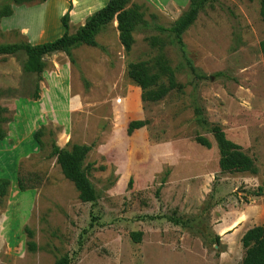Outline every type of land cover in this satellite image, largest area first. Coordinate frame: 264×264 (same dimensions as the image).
Returning a JSON list of instances; mask_svg holds the SVG:
<instances>
[{"label":"rangeland","instance_id":"rangeland-1","mask_svg":"<svg viewBox=\"0 0 264 264\" xmlns=\"http://www.w3.org/2000/svg\"><path fill=\"white\" fill-rule=\"evenodd\" d=\"M190 1L131 0L141 22L129 51L115 20L97 34L98 46L43 57V81L24 70V51L0 56V132L6 137L16 122L14 99L25 96L43 110L29 139L17 147L10 137L0 145V178L11 181L0 198V264H54L63 256L71 264L241 263L243 235L264 224V19L259 0H214L201 10L184 33L190 58L209 77L198 82L182 67L173 39L156 29L180 19ZM107 2L0 0L12 8L0 22V45L54 40L64 32L61 18L69 9L74 34ZM160 57L176 70L184 93L143 102L129 64L146 61L154 72ZM46 86L66 91L55 96ZM212 124L252 157L255 172H220ZM198 136L211 147L197 143ZM74 144L92 146L83 168L96 202L80 200L52 155L53 145ZM19 176L33 188L20 190ZM259 188L263 195L255 196ZM132 232H142L141 242Z\"/></svg>","mask_w":264,"mask_h":264},{"label":"trees","instance_id":"trees-1","mask_svg":"<svg viewBox=\"0 0 264 264\" xmlns=\"http://www.w3.org/2000/svg\"><path fill=\"white\" fill-rule=\"evenodd\" d=\"M29 0H14L15 3L21 4ZM45 1V0H41ZM260 1V13L264 19V0ZM214 0H191L188 10L184 15L170 26L158 25L157 31L167 37H171L175 46L182 57V67L189 71V73L199 82L209 77L201 72L195 66L193 60L190 58L187 50V45L184 42V33L186 30L197 20L201 10L206 6L212 5ZM70 10V9H69ZM69 10L62 16L61 24L63 26V34L52 40L39 44L22 43V44H5L0 45V56L15 55L20 51L26 54V61L24 63V70L27 72L37 73L38 80L41 81L40 76L46 68V62L43 57L54 52L70 53L74 47L82 44L96 47L98 42L96 39L100 30L113 21H117L119 38L122 45L129 51L134 43L133 31L141 22V12L139 6L131 4V0H108L99 10L90 15L84 25H82L74 34L69 33L70 29V16ZM12 14L10 5L3 3L0 4V22L3 18ZM157 38L152 39L153 45H160ZM264 52V42L261 44ZM73 62V60H72ZM155 68L157 71L152 72L151 67L146 61L137 63H130L128 67V76L141 88L143 102H159L163 100L170 92L176 91L184 93L185 85L177 80L176 70L172 68L166 59L160 57L155 60ZM218 75V74H217ZM165 79L163 81L162 79ZM40 86L39 82L35 87V98L39 99ZM196 113L200 123L207 125L208 121L204 116V110L201 107H196ZM145 126V123H140L138 129ZM211 132L216 140L219 150V168L221 173H234V172H255V162L248 154H246L242 147L228 139L223 129L217 125H211ZM42 130L35 134V139L41 145L40 136ZM5 137L4 132H0V139ZM197 143L207 148L211 147L210 141L203 137L196 138ZM92 146L74 144L70 149L61 148L53 145L52 155L56 156L57 163L60 165L64 176L74 183L79 198L84 203H93L97 201V193L83 168L84 161L87 154L90 152ZM25 178L18 177L17 184L20 190L25 191L33 188V186L25 185ZM165 181V178L163 179ZM133 180L129 182L131 186ZM11 181L7 178H0V198L7 195V189ZM255 196L263 195L262 188H259ZM28 237V248L30 251H35L37 246L32 241L33 232L26 229ZM131 237L134 242H141L142 232H132ZM242 244L245 249V255L240 264H264V224L257 225L245 232L242 237ZM54 264H71V259L68 256L60 257Z\"/></svg>","mask_w":264,"mask_h":264},{"label":"crops","instance_id":"crops-1","mask_svg":"<svg viewBox=\"0 0 264 264\" xmlns=\"http://www.w3.org/2000/svg\"><path fill=\"white\" fill-rule=\"evenodd\" d=\"M42 81H43V79H42ZM46 88H47V86H46ZM47 89L49 91H54L55 96L62 95L61 91H66V88H64V87H59V89H54V88H52V89L47 88ZM25 98H26L25 96L24 97L20 96V98H16L13 100L14 101L13 103H14L15 108H16L17 119L15 120L16 121L15 124L10 122V124L7 126L6 137H4L3 140L0 139V141H1L0 145L4 141H6V142H4V145H6L7 140L10 141V137H11V138L15 139V145L14 146L18 147L20 144H22V142L24 140H26L27 138L29 139V132L33 133L37 129V125L40 122V120H39L40 113L39 112H42L43 110L41 111V109H39L35 105H32V102H30V101L28 102V100ZM41 105H42V102H41ZM44 110H46L45 107H44ZM3 161L5 163L4 171H8L6 161H10V159L7 160V157H4ZM0 163H2V162H0ZM0 171H2L1 168H0ZM10 172H12V171H10Z\"/></svg>","mask_w":264,"mask_h":264}]
</instances>
